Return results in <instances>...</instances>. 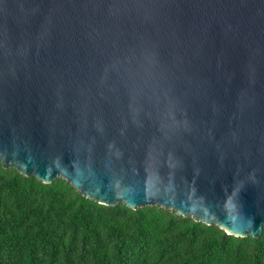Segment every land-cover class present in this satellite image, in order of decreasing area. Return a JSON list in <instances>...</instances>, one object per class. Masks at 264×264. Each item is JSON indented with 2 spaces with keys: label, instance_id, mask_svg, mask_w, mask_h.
<instances>
[{
  "label": "water",
  "instance_id": "95a60500",
  "mask_svg": "<svg viewBox=\"0 0 264 264\" xmlns=\"http://www.w3.org/2000/svg\"><path fill=\"white\" fill-rule=\"evenodd\" d=\"M0 160L260 237L264 0H0Z\"/></svg>",
  "mask_w": 264,
  "mask_h": 264
},
{
  "label": "trees",
  "instance_id": "16d2710c",
  "mask_svg": "<svg viewBox=\"0 0 264 264\" xmlns=\"http://www.w3.org/2000/svg\"><path fill=\"white\" fill-rule=\"evenodd\" d=\"M0 264H264V229L236 237L162 207L106 206L0 160Z\"/></svg>",
  "mask_w": 264,
  "mask_h": 264
}]
</instances>
